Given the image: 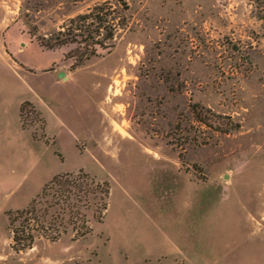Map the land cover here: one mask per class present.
<instances>
[{"label":"rangeland","instance_id":"1","mask_svg":"<svg viewBox=\"0 0 264 264\" xmlns=\"http://www.w3.org/2000/svg\"><path fill=\"white\" fill-rule=\"evenodd\" d=\"M4 263L264 264V0H0Z\"/></svg>","mask_w":264,"mask_h":264},{"label":"trees","instance_id":"2","mask_svg":"<svg viewBox=\"0 0 264 264\" xmlns=\"http://www.w3.org/2000/svg\"><path fill=\"white\" fill-rule=\"evenodd\" d=\"M78 18H80V20L83 19L86 20L87 15L85 16L83 15ZM74 40H75L74 38L71 39L62 38V39H57V42L53 43L52 38L47 39L45 37H42V39L39 40V43L42 47H45L48 50H54L55 48H59L61 46L67 45L70 42H76ZM85 42L87 46L85 47V51L83 53H81L80 55L78 54L80 58L97 54V47L103 48L101 42L95 41L94 34H89L86 37ZM51 57L52 59H54L55 55H52ZM195 110L198 119L201 122L207 123V115L205 109L200 108L199 105H195ZM69 177L71 176H63V175L56 176L52 180L51 185L48 186V189L46 188V190H44L43 196L45 195V192L49 190V188L53 189L52 187L53 185L60 187L59 191H61L60 193L61 196L64 197L63 199L64 205L68 207V211H71L70 213L81 214L83 217L79 218V220H82L83 222H86L85 220L86 213L83 212L82 207L90 208L92 205L97 207L98 209L95 210L99 212L98 216L103 214V212L107 211L109 206V196H110V184L108 182H102V183L95 182L93 179L90 178L88 174H83V173L78 174L77 176H72V177H76L73 179H69ZM92 186L94 188L90 189V187ZM48 208L46 209L45 215L48 214ZM20 232L21 230H16V231L14 230V240L16 241V243L21 242L20 238L22 236Z\"/></svg>","mask_w":264,"mask_h":264},{"label":"water","instance_id":"3","mask_svg":"<svg viewBox=\"0 0 264 264\" xmlns=\"http://www.w3.org/2000/svg\"><path fill=\"white\" fill-rule=\"evenodd\" d=\"M65 77V73H60L59 74V78H61V79H66V78H64Z\"/></svg>","mask_w":264,"mask_h":264},{"label":"crops","instance_id":"4","mask_svg":"<svg viewBox=\"0 0 264 264\" xmlns=\"http://www.w3.org/2000/svg\"><path fill=\"white\" fill-rule=\"evenodd\" d=\"M2 258V257H1ZM5 262V261H4ZM5 264V263H4Z\"/></svg>","mask_w":264,"mask_h":264}]
</instances>
